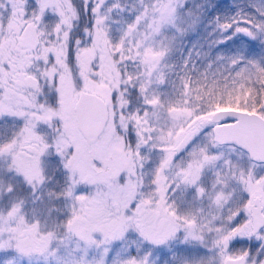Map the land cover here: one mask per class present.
I'll list each match as a JSON object with an SVG mask.
<instances>
[{
  "label": "snow or ice",
  "instance_id": "6c2138e0",
  "mask_svg": "<svg viewBox=\"0 0 264 264\" xmlns=\"http://www.w3.org/2000/svg\"><path fill=\"white\" fill-rule=\"evenodd\" d=\"M0 264H264V0H0Z\"/></svg>",
  "mask_w": 264,
  "mask_h": 264
}]
</instances>
